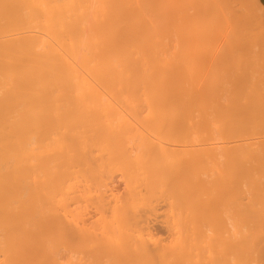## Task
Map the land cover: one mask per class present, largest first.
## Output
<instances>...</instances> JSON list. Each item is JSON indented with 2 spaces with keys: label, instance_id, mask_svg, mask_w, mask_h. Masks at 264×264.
<instances>
[{
  "label": "bare ground",
  "instance_id": "obj_1",
  "mask_svg": "<svg viewBox=\"0 0 264 264\" xmlns=\"http://www.w3.org/2000/svg\"><path fill=\"white\" fill-rule=\"evenodd\" d=\"M226 1L0 0V264H264V37ZM165 191L166 247L138 218Z\"/></svg>",
  "mask_w": 264,
  "mask_h": 264
},
{
  "label": "rangeland",
  "instance_id": "obj_2",
  "mask_svg": "<svg viewBox=\"0 0 264 264\" xmlns=\"http://www.w3.org/2000/svg\"><path fill=\"white\" fill-rule=\"evenodd\" d=\"M224 1L227 2L226 0H224ZM229 1H230V0H229ZM238 1H239V4L236 5L235 2H237V0H236L235 2H233V0H232L233 3L231 2V6H230V7H231V8H232V7H233V8L235 7V9H233V8H232V9L235 10V11L237 10L236 12H238V9H240V8L237 9V6H238V5L240 6L241 4L243 5V3H246L245 8L248 9V11H250V13H252V17L250 16L251 14L248 15V13H246L247 10H244V9L241 8L242 10L245 11V12H244V11H243V12H244L245 14H247L248 17H249V16L251 17V19H249V20H250V25H249L248 23H246L245 20H244V22H245V24H247V27H249V26L251 27V23L253 22V23H252L253 26H252L251 28H255L254 26H256V24H257L256 22L259 21L258 24H257L258 26H256V28H255L256 31L254 30V33H255V32H257V33L261 32V33L258 34V37H259V35H260V37H262L261 39H263V37H264V26H263V25H264V24L262 25V23H264V22H263V21H264V20H263L264 18H260V17H263V15H264V0H259V1H258V0H254L253 3H254L255 5H254V4L251 5V4L249 3L250 0H244V2L242 1L243 3H242L240 0H238ZM252 1H253V0H252ZM252 1H251V2H252ZM240 2H241V3H240ZM247 2H248V3H247ZM257 2H259V3L257 4ZM227 3H229V2H227ZM227 3H226V4H227ZM249 4H250L251 6H250ZM235 5H236V6H235ZM244 5H245V4H244ZM256 5H257L258 7L260 6V9H261V10H258V9H259L258 7H257V9H256V7H255ZM239 6H238V7H239ZM227 7L229 8V6H227ZM231 8H230V9H231ZM243 8H244V7H243ZM230 9H229V10H230ZM241 9H240V11H241ZM233 10H232V11H233ZM232 11H231V12H232ZM248 11H247V12H248ZM191 12H192V11H191ZM232 13H233V12H232ZM234 13H235V12H234ZM241 13H242V12H241ZM235 14H236V13H235ZM235 14H234V15H235ZM237 15H238V14H237ZM243 15H244V14H243ZM253 15L256 16V19H257V17H258V19L263 20V21H261L262 23L260 22V20L255 21L256 19L253 17ZM259 15H261V16H259ZM238 16H240V15H238ZM241 17H242V14H241ZM244 17H245V16H244ZM246 17H247V16H246ZM252 18H253V19H252ZM238 19H240V17H238ZM249 20L247 19V21H249ZM251 20H253V21H251ZM254 22H255V23H254ZM260 23H261V24H260ZM254 24H255V25H254ZM261 25H262V26H261ZM260 26L262 27L263 30L261 29ZM257 27H258V28H257ZM251 28H250V29L248 28V29H249V32H250ZM259 28H260L261 30H259ZM257 29H258V30H257ZM249 32H248V36H249V37H250L251 35L254 34V33L251 32V33H250L251 35H250ZM249 37H248V39H249ZM252 37L256 38L257 35L254 34ZM252 37H251V38H252ZM258 37H257V38H258ZM260 37H259V39H260ZM221 38H222V40H223V36L221 37V35H217L216 40H218V41L215 40V42H216V43H220V41H222ZM257 38H256V39H257ZM256 39H253L252 42H253V41L256 42V41L259 40V39H258V40H256ZM261 39H260V40H261ZM249 41H251V39H250ZM263 41H264V39L261 40V43H260V44H263ZM255 42H254V44H255ZM257 44H259V41H258ZM261 46H263V45H261ZM263 48H264V46H263ZM261 51H264V50H261ZM263 56H264V54H263ZM217 145H219V144H214V146H213V145H212V146L215 147V148H216V147L219 148L220 145H219V147H218ZM205 147H206V146H205ZM205 147H204V148H205ZM208 147H210V149H209ZM207 148H208L207 150H209L208 152L211 153V152H212V151H211V145H207ZM190 149H192V148H190ZM196 149H198V148H196ZM196 149H195V150H196ZM135 150H136V149H135ZM200 150H201V149H200ZM218 150H219V149L214 150L216 153H213V152H214V151H213V152H212V155H214L215 158H216L217 156H219V158L217 157V158H216V161H214L215 159H211V161H210V159H209L210 162H212V160H213V161L215 162V164L211 163L212 165H208V164H209L208 160H205V161H204V159H207L208 156H207V158H206V157H205V158L203 157V161H204V163L202 164L203 167H204V164H205V163H207V165H208V166L206 165L207 167H204V168H208V167H209V168L211 169V167H214V166L217 165V164H219V165H217V168H218V166L221 167V165L223 164V159H222V157H221V155H220V151H218ZM198 151H199V150H198ZM135 152L140 156V154H139L140 152L138 153L137 150H136ZM166 152H167V151H166ZM168 152H169V150H168ZM132 153H133V152H132ZM187 153H188V152H187ZM210 153H208V155H209V157L211 158ZM183 154H184V153H183ZM183 154H182V152H181V154L179 153L178 155L180 156V155H183ZM216 154H217V156H216ZM218 154H219V155H218ZM99 155H100V154H99ZM99 155H98L97 152H96V153L94 152V154H93L94 157H92V154H91L89 160H90V161L93 160V161L96 162V163H95V162H94V163L97 164V163H99V161L101 160V158H100ZM134 155H135V154H133L132 157H136V156H137V155H135V156H134ZM153 155H154V154H152V156H153ZM176 155H177V153H176ZM184 155H185V154H184ZM189 156H191V155H189ZM95 157H96V158H95ZM137 157H138V156H137ZM180 157H181V156H180ZM187 157H188V156H187ZM212 157H213V156H212ZM93 158H94V159H93ZM191 158H192V156H191ZM220 158H221V159H220ZM186 159H187V158H186ZM189 159H190V157H189ZM189 159H187L188 162H186V163H185V161H186L185 159H184L185 161L182 160L183 164H185V165L188 164V163L190 162ZM217 159H218V160H217ZM156 160H157V161H156ZM221 160H222V164L220 163ZM152 161H153L154 163H153ZM192 161H193V163H192L193 165L190 164L191 162L189 163V165H191V167H190L189 165H186V168H188V169L183 168V166L185 167V165H182V171H183V169H184V171H183V172H180L181 170L179 171V174L182 173L181 175H179L178 172H176V173H177V174H176V177H177V175H178V177L176 178L177 181H178L179 176L186 178V177H187V172H188V177H189V175H190V170H192V169L194 170V169H195L194 171H196V169H198V165H199V168H200V164L203 162V161H199V164H198V163H197V162H198V159L196 160V158H195L194 160H192ZM194 161H195V166H194ZM206 161H207V162H206ZM157 162H158V164H159V161H158L157 158H156V159H153V160L150 161L151 164L148 165V166L156 165ZM200 162H201V163H200ZM218 162H219V163H218ZM91 163L94 164L92 161H91ZM152 163H153V164H152ZM220 164H221V165H220ZM146 165H147V164H146ZM213 165H214V166H213ZM148 166H147V170H146L147 172L150 170V168H149ZM187 166H189V167H187ZM193 166H194V168H193ZM180 167H181V166H180ZM191 168H192V169H191ZM185 169H186V170H185ZM187 170H188V171H187ZM205 170H206V169H205ZM186 171H187V172H186ZM202 171H203V170H202ZM184 172H185V173H184ZM211 172H212V171H211ZM174 173H175V172H174ZM193 173H194V172H193ZM193 173H192V171H191V174H193ZM203 173H204V175H205L206 177L203 175ZM203 173H202V181H203V180H204V182H205L206 180H208V182L210 181L209 183L206 182V183H207V186H208L209 184H213V183H212L213 178H214V181H213V182L218 181V179H217L218 177H217L216 173H215V175H214L213 173H211L212 175H214L213 178H212V177H211V178L209 177V176H210V174H209L210 172H209V173H208V172L206 173L205 171H203ZM185 174H186V175H185ZM207 174H208V175H207ZM171 175H173V173H172ZM182 175H183V176H182ZM184 175H185V176H184ZM171 177H173V176H171ZM191 177H192V176H191ZM191 177H190V178H191ZM216 177H217V178H216ZM98 178H99V177H98ZM184 178H182V180H183V181L187 180V181L185 182V184H186V186H185L186 188H185V189L188 190L189 187L191 186V182L189 183V181L192 180V179L188 178V179H185V180H184ZM209 178H210V179H209ZM123 179H124V178H123ZM123 179H122L121 174L115 173V174H113L112 179H110V180H112L113 182L110 181V180H108V182H110V188H111V187L113 188V193H114V197H115V198L112 197V196H109L111 193L109 194V193H104V192H103V191H104V190H103L104 187H101L100 178L98 179V180H99V183H100V186H99V183H98L97 180H96L97 184H96V182H95V184H94V181H95L94 179H90V180H89V178H88L89 181H86V182H85L84 180L82 181V182H85L86 184L82 183V184H81L82 186H80V189H83V188L86 186L85 188L88 190L87 192H89V191L91 190L90 193H92V192H95V193H96V194L92 193L93 196L90 195L89 198H90L91 200H89L88 197H85V195H83L84 197L81 195V197H83L84 200H81L82 198H81V199L78 198V200H77V202H76V205H74V208L76 209V207L78 208L77 205L80 204L79 207H81V210L78 208V211H79V210L82 211V208L85 206V203H86V206H88L87 208H85L86 206L84 207L85 210L83 209V213H84V212L86 213V214L84 213L85 216H84V214H83L82 212L79 213V214H82V216L84 217V218H82V216H81V218L83 219V220L81 219V222L83 221V222H82V223H83V226H85L86 228H87V226H88V228L91 226L90 230H91V229L94 230L93 227L95 228V226H94L95 223L97 222V220L100 222V217H101V216L104 217V215H105L104 212H107L106 215H105V217H107V215H108V217L110 218L109 213H110V211L113 212V209H112V210H109V207H110V209H111V208H112V203H113V204L115 203V201H112V200L115 199V200L117 201V199H118V201H119V199H120L121 201H123V199L126 198V197H124V196H125L126 194L128 195V191H127V188L125 187L126 185H125ZM170 179H171V180L174 179V182H175V181H176V180H175V175H174L173 179H172V178H170ZM200 179H201V176H200ZM211 179H212V180H211ZM171 180H170L169 182L167 181L168 184L166 183V184H167L166 186H168L169 183H170L172 189H174L175 186L177 187L178 185H179V186L182 185V188H183V186L185 185V184H183L182 182L178 184V182H180V181H182V180H180V181H178V182H175L176 185H175L174 182H172ZM91 181H92V182H91ZM104 181H106L105 178H104ZM89 182L91 183L90 186L88 185V188H90V189L87 188V183L89 184ZM171 182H172V183H171ZM187 182H188V184H187ZM219 182H220V181H219ZM217 183H218V182H217ZM83 184H84L85 186H83ZM177 184H178V185H177ZM189 184H190V186H189ZM192 184H193V182H192ZM97 185H98V190H99V188L101 187L100 190H102V192H99L100 190L98 191V190L96 189V188H97ZM170 185H169V187H170ZM217 185H218V184H217ZM210 186H211V185H210ZM210 186H209V187H210ZM212 186H214V184H213ZM215 186H216V184H215ZM92 187H93V188H92ZM95 187H96V188H95ZM140 187H142V186H140ZM171 187H170V189H171ZM191 187H192V186H191ZM85 188H84V190L86 191ZM94 188H95V189H94ZM112 188H111V189H112ZM182 188H180V187H179V188H175L174 192H175V191H179L180 189H181V190H185V189H182ZM214 188H216V187H214ZM214 188L212 189V193H211L212 196H213V194H214L213 197H215V195H218V194H219V192L217 193V188H216V190H214ZM80 189H79V190H80ZM92 189H93L94 191H92ZM166 189H168V190L170 191V189H169L168 187H167ZM172 189H171V192L173 191ZM141 190L143 191V190H145V189L142 188ZM168 190H167V191H168ZM187 190H185V191H187ZM85 191H81V190H80L81 193H80V192H79V193L82 194V192H83V194H85ZM126 191H127V192H126ZM137 191H138V190H137ZM139 191H140V190H139ZM167 191H165V193H166ZM214 191H215V192H214ZM97 192H98L99 194H98ZM171 192H170V193H171ZM199 192H200V190H199ZM102 193L105 194L104 196L106 197V199H108V200H111V199H112V200H111L112 203H111V201H109V203L111 204V205L109 206V205H108V204H109L108 202L105 203V202H106V199H105V197H104V199H105V200H104V201H105L104 203L107 204L108 206L105 205L107 208H106L105 206H104V208H102V209L99 208L100 212H98L99 210H97L98 208H97V206H96V205H98V207H99L97 197H98V195H100V194H102ZM165 193H163L162 196H159V197H162V198H163V196L165 195L163 199H160V198L158 197V195H159L160 193L157 194L156 197L154 196V197H153V200H152V202H151V204L153 203V205H154V206H152L154 209H153L152 211L149 210V211L151 212L150 214H148V213H149L148 210L141 209L140 212L143 211V213L139 214V213H140V212H139V213H138V216L140 215V217H138V218H139V219L141 218L140 220H142V221H146V222H144V223H146V225H145L146 228L148 227L147 233H148V231H150V232H149V235L151 234L150 237L154 235V236H153L154 238L151 237V239H155V240L158 239V242H159L158 246L160 245V242H161V244H164V246L166 247V246H168V243H169L170 240H171V239H170V232H171V230L168 229V228L170 227V225H169V223L167 224V222H170V214L168 213V211L170 212V210L167 208V207L169 206V205L167 206V204H169V202H172V201H168V198H167V197H168V196H169V197L172 196V197L174 198V194H173V193L170 194V193L168 192V193L170 194V195H168V193H166V194H165ZM80 194H79V195H80ZM87 194H89V193H87ZM106 194H107V196H106ZM172 194H173V195H172ZM198 194L200 195V193H198ZM202 194H203V193H202ZM94 195H95V196H94ZM203 195H207V194H203ZM91 196H92V198H91ZM108 196H109V197H108ZM116 196H117L118 198H116ZM200 196H201V195H200ZM107 197H108V198H107ZM110 197H111V198H110ZM157 197H158V198H157ZM172 197H170L169 200H170ZM202 197H203V196H202ZM202 197H201V198H202ZM207 197H209V196H207ZM216 197H217V196H216ZM87 198H88V199H87ZM93 198H95L96 200H94ZM127 198H128V197H127ZM92 199H93V200H92ZM166 199H167L168 202H166ZM204 199H205V197H204ZM86 200H87V201H86ZM161 200H162V201H161ZM163 200H164V201H163ZM171 200H172V199H171ZM84 201H85V203H84ZM88 201H92V202L94 201V202H93V204H92V202L89 203ZM121 201H120V203H122ZM126 201H127V199H126ZM78 202H79V203H78ZM82 202H83V203H82ZM124 202H125V201H124ZM162 202H163V203H162ZM81 203H82V204H81ZM88 203H89L90 205H87ZM158 203H159V204H158ZM81 205H83V207H82ZM91 205H92L94 208H95V207H96V208H95V209H94L93 207L91 208ZM114 205H115V204H114ZM114 205H113V206H114ZM219 205H220V204H216V206H215V203L212 202L211 208H210V210H209V211H210L209 214H210V215H211V214L213 215V213L217 210L216 207L218 206V208H219ZM164 206H165V207H164ZM214 206H215V207H214ZM163 208H164V209H163ZM165 208L168 209L167 212H166V209H165ZM213 208H214V209H213ZM162 209H163V211H162ZM211 209H212V210H211ZM215 209H216V210H215ZM90 210H91V211H90ZM80 211H79V212H80ZM101 211H102V212H101ZM144 211H146V213H147V211H148L147 214H148L149 216L151 215V216H150L151 218H149V216H146L147 214H146ZM153 211H155V212L152 213ZM164 211H165L166 213H165ZM217 211H218V210H217ZM76 212H77V209H76ZM88 212H89V213H88ZM112 212H111V213H112ZM158 212H159V213H158ZM212 212H213V213H212ZM103 213H104V214H103ZM155 213H156V214H155ZM164 213H165V214H164ZM167 213H168V215H169V217H168L169 219L166 217ZM88 214H89V215H88ZM101 214H103V215H101ZM142 214H144L146 217L142 218V216H143ZM157 214H158V215H157ZM98 215H100V217H99ZM154 215H155V216H154ZM168 215H167V216H168ZM89 216H90V217H89ZM93 216H94V217H93ZM152 216H153V217H152ZM103 217H101V219H102ZM108 217H107V218H108ZM88 218H89V219H88ZM98 218H99V219H98ZM145 218H146V219H145ZM147 218H148V221H147ZM164 218H165L166 220H165ZM85 219H86V220H85ZM91 219H92V220H91ZM94 219H97V220H95V223L92 222ZM143 219H144V220H143ZM150 219H151V220H150ZM90 220H91V221H90ZM149 220H150V221H149ZM164 220H165L166 223L164 222ZM168 220H169V221H168ZM89 222H90V223L92 222L94 225H93V224H92V225L89 224ZM147 222H148V223H147ZM86 223H88L90 226H89L88 224H87V225H84V224H86ZM96 224H97V223H96ZM166 224H167L168 226H167ZM98 225H99V224H98ZM98 225H97V226H98ZM92 226H93V227H92ZM204 228H205L204 230H205L206 234L211 235V232H210L209 227H208V226H205ZM155 240H154V241L152 240V241L155 242ZM156 242H157V241H156ZM158 242H157V243H158ZM167 242H168V243H167ZM165 243H166V245H165ZM153 246H154V245H153ZM164 246L162 245V247H164ZM154 247H155V246H154ZM154 247H153V248H154ZM61 252H62V253H60V258H61V256L63 257V256L65 255V260H64V258H63V261H62L63 263H64V261L66 262L67 259L70 260V259L72 258V259H71L72 261L75 259L74 256H73L71 253H70V254H71L72 257L70 256V258H69V255H70V254L67 253V251H66V252L61 251ZM68 252H69V251H68ZM64 253H67V254H64ZM61 254H62V255H61ZM68 254H69V255H68ZM66 255H68V257H67ZM80 256H81V255H80ZM77 257H78V256H77ZM82 257H84V255H83ZM73 258H74V259H73ZM61 260H62V259H61ZM71 260H70L69 262H71ZM106 260H107V259H106ZM106 260L103 259L101 264H103V263L105 264V262L107 263V261H108V263H109V260H107V261H106ZM104 261H105V262H104ZM95 262L97 263L98 261H95ZM99 262H101V260H99ZM99 262H98V263H99ZM98 263H97V264H98ZM108 263H107V264H108ZM65 264H67V263H65Z\"/></svg>",
  "mask_w": 264,
  "mask_h": 264
}]
</instances>
